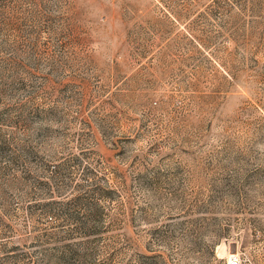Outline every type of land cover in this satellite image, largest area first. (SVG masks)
Listing matches in <instances>:
<instances>
[{
	"label": "rangeland",
	"instance_id": "1",
	"mask_svg": "<svg viewBox=\"0 0 264 264\" xmlns=\"http://www.w3.org/2000/svg\"><path fill=\"white\" fill-rule=\"evenodd\" d=\"M264 264V0H0V264Z\"/></svg>",
	"mask_w": 264,
	"mask_h": 264
},
{
	"label": "built area",
	"instance_id": "2",
	"mask_svg": "<svg viewBox=\"0 0 264 264\" xmlns=\"http://www.w3.org/2000/svg\"><path fill=\"white\" fill-rule=\"evenodd\" d=\"M231 264H239L238 258L235 257L234 260L231 261Z\"/></svg>",
	"mask_w": 264,
	"mask_h": 264
}]
</instances>
